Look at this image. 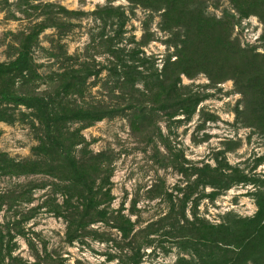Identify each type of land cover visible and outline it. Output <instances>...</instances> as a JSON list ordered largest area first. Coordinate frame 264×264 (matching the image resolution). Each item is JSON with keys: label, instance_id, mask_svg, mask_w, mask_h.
Segmentation results:
<instances>
[{"label": "rangeland", "instance_id": "1", "mask_svg": "<svg viewBox=\"0 0 264 264\" xmlns=\"http://www.w3.org/2000/svg\"><path fill=\"white\" fill-rule=\"evenodd\" d=\"M30 32L0 264H264V0H0V62Z\"/></svg>", "mask_w": 264, "mask_h": 264}, {"label": "trees", "instance_id": "2", "mask_svg": "<svg viewBox=\"0 0 264 264\" xmlns=\"http://www.w3.org/2000/svg\"><path fill=\"white\" fill-rule=\"evenodd\" d=\"M55 24L56 22H52ZM57 27L60 28L59 24H56ZM36 38V33L30 32L24 37V42L19 50V54L15 60L10 61L8 63L0 62V80L2 77H7V75L12 74L16 70H20L24 68L27 63L30 61L31 57L30 53V43L34 41ZM28 100V97L16 94L15 92L11 91L10 89L2 88L0 89V102H13V103H24ZM67 110V108H63V110ZM62 110V111H63ZM6 118L5 114L2 112L0 108V119ZM258 205L261 207L262 210V203L258 202ZM261 212V211H260ZM243 225V227H249L245 224L244 220L234 221L232 224H223L220 223L217 226L211 225V229L214 233L219 235L231 236L234 232L233 228H237V225ZM251 226V225H250ZM243 230V229H242ZM244 231V230H243ZM261 232L264 233V226L261 228ZM262 235V234H261Z\"/></svg>", "mask_w": 264, "mask_h": 264}]
</instances>
